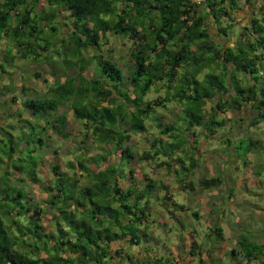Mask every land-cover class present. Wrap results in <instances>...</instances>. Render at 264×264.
Wrapping results in <instances>:
<instances>
[{
    "label": "clouds",
    "instance_id": "clouds-1",
    "mask_svg": "<svg viewBox=\"0 0 264 264\" xmlns=\"http://www.w3.org/2000/svg\"><path fill=\"white\" fill-rule=\"evenodd\" d=\"M0 264H264V0H0Z\"/></svg>",
    "mask_w": 264,
    "mask_h": 264
}]
</instances>
